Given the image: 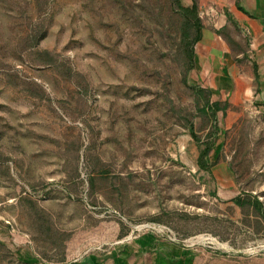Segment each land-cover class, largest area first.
Returning <instances> with one entry per match:
<instances>
[{"label":"rangeland","instance_id":"rangeland-1","mask_svg":"<svg viewBox=\"0 0 264 264\" xmlns=\"http://www.w3.org/2000/svg\"><path fill=\"white\" fill-rule=\"evenodd\" d=\"M197 2L190 69L174 0H0V264H264L255 49ZM218 42L247 66L222 74Z\"/></svg>","mask_w":264,"mask_h":264},{"label":"crops","instance_id":"crops-1","mask_svg":"<svg viewBox=\"0 0 264 264\" xmlns=\"http://www.w3.org/2000/svg\"><path fill=\"white\" fill-rule=\"evenodd\" d=\"M218 2L221 8L228 14V16L231 15L237 21V26L239 28H243L245 34H247V36L249 37L251 46L255 49L256 53L254 62H251L254 67L256 65L258 68V76L255 74V77L259 83L264 85V0H218ZM204 38L205 33L203 30V37L200 40L203 43ZM212 51L215 52L214 58L218 60V63L216 61L214 62H216L217 66L221 65L223 67L222 74H228L229 68L227 67V64L229 66H233V68L234 66H247L245 65V59L237 60L233 56L234 54L227 46V44H225V42H218L217 44L213 43ZM224 63H226V65ZM240 90L247 92V85L239 82L237 93H239ZM260 97L261 100H264V89L260 91ZM195 259L196 256L195 258H193L190 264L196 263ZM243 259L244 258L242 257H229L225 258L222 264H243ZM178 261L180 262V259H178ZM80 264L97 263L95 257H90Z\"/></svg>","mask_w":264,"mask_h":264},{"label":"trees","instance_id":"trees-1","mask_svg":"<svg viewBox=\"0 0 264 264\" xmlns=\"http://www.w3.org/2000/svg\"><path fill=\"white\" fill-rule=\"evenodd\" d=\"M174 2L177 4V6H179L180 9H182L183 14L185 16L186 21H185V26H184V31H183L184 37H185V53L188 57L190 69H192L194 67V64H195L194 45L202 39L203 27H204L203 23H202V19L199 15V12H198V2H197V0H193L192 4L190 6H184L182 4L181 0H174ZM229 18L231 19V21L235 25H238L237 21L231 15H229ZM192 27L195 30V35L193 37H190L189 29ZM254 68H255V74L258 76L257 66L255 65ZM193 88L195 91V95L198 98H201L204 100V106L200 110L205 111V109L208 108L214 112V127L216 128V130H218L219 127L217 124L218 119H217V113H216V110L218 109V103L212 102L211 91L202 88L200 85L194 86ZM213 144H214V142L207 144L199 153L198 165L203 169L208 170L210 168V163L207 161V157L210 153V150H211ZM235 202L237 204H242L244 202H248L252 206H254V208H257L258 210L260 209V205H259V202L257 200L248 199L247 201H245L243 199L237 198ZM193 258H194V255L189 256L188 260H187L188 261L187 264H190L191 261L193 260ZM180 261H181V259H180Z\"/></svg>","mask_w":264,"mask_h":264}]
</instances>
